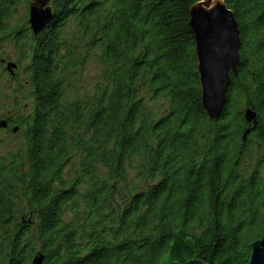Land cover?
<instances>
[{"label": "trees", "instance_id": "16d2710c", "mask_svg": "<svg viewBox=\"0 0 264 264\" xmlns=\"http://www.w3.org/2000/svg\"><path fill=\"white\" fill-rule=\"evenodd\" d=\"M30 1L0 0V60L13 39L23 75L0 114L17 137L0 138V264H248L264 235V0H223L241 63L217 121L189 26L201 0H50L37 35L11 26Z\"/></svg>", "mask_w": 264, "mask_h": 264}, {"label": "water", "instance_id": "95a60500", "mask_svg": "<svg viewBox=\"0 0 264 264\" xmlns=\"http://www.w3.org/2000/svg\"><path fill=\"white\" fill-rule=\"evenodd\" d=\"M50 0H31L28 4L27 22L34 35L42 30L51 18ZM189 26L194 35L197 71L201 89V103L211 121H217L227 100V90L231 75L237 74L241 63L239 50L241 39L234 13L223 0H201L194 3L189 10ZM5 69L13 75L16 63L0 60ZM247 121L255 124V114L245 111ZM7 122L0 120V127ZM17 126L12 128L15 132ZM41 252H37L30 264H43ZM170 264H205L197 259L185 263ZM208 264H217L210 262ZM248 264H264V235L251 244Z\"/></svg>", "mask_w": 264, "mask_h": 264}, {"label": "rangeland", "instance_id": "374dc122", "mask_svg": "<svg viewBox=\"0 0 264 264\" xmlns=\"http://www.w3.org/2000/svg\"><path fill=\"white\" fill-rule=\"evenodd\" d=\"M27 8H25V4L21 2L16 6V10L14 12L13 18L11 20V26H14L15 23H18L20 20L26 17L27 12H25ZM14 41L13 39H8L3 43L2 49L5 50V53L8 54L11 58L10 61L16 63V67L13 69V75L9 73L6 69L5 71H2V65L5 67V63L0 61V114L2 113L3 108H5L8 104H12L14 101V89L16 88V80L11 79V77L17 73L18 77L17 79L21 80L23 75L19 72L21 64H17L16 62V49L14 47ZM99 65L95 60H89L87 62L86 68H85V80H84V87L83 89H89L91 90V84L93 81H91L93 78H95L99 72ZM15 108H11V111H14ZM1 119V118H0ZM0 138L2 142V146H12L14 142L17 140V137L14 133H10L3 128L0 127ZM2 147V148H3Z\"/></svg>", "mask_w": 264, "mask_h": 264}, {"label": "flooded vegetation", "instance_id": "af4514ba", "mask_svg": "<svg viewBox=\"0 0 264 264\" xmlns=\"http://www.w3.org/2000/svg\"><path fill=\"white\" fill-rule=\"evenodd\" d=\"M11 127H12V126H9V125L7 124V125H6V127H5V128H3V129L7 131V130H10V129H11Z\"/></svg>", "mask_w": 264, "mask_h": 264}]
</instances>
